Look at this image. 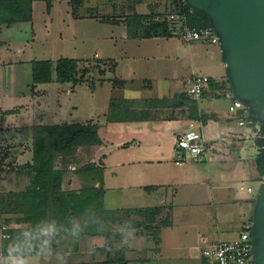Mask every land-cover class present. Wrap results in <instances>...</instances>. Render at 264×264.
Returning a JSON list of instances; mask_svg holds the SVG:
<instances>
[{"label": "crops", "instance_id": "1", "mask_svg": "<svg viewBox=\"0 0 264 264\" xmlns=\"http://www.w3.org/2000/svg\"><path fill=\"white\" fill-rule=\"evenodd\" d=\"M58 2L73 19L90 17L97 22L108 23L110 31L103 38L110 41L107 44L109 54L102 56L96 52L95 57L114 65L118 80H133L137 73H142L144 64L131 63L136 49L143 48L145 54L150 52L157 56L165 48L166 56H180L175 43L178 41L176 34L141 38L128 34L124 22L126 15L133 11L149 13L151 7H155V0H128L123 7L126 8L124 17L111 15L116 22L93 17L85 5L81 8L86 9L87 14L74 15L68 0H55L51 10H46L49 18H52ZM95 6L97 8V2ZM34 9L33 4V20ZM94 15H97V10ZM15 24L0 25V193L22 191L30 184L28 169L23 165L33 160L35 126L96 123L102 144L94 149L91 160L104 169L105 206L110 210H122L117 213L119 217L125 212L132 213V219L120 230L123 236L111 239L114 240L113 248L125 249L127 264H216L204 256L202 239H235L244 220L251 216L240 219L249 208L252 211L255 200L251 197L253 183L260 184L264 177V165L260 167L258 163L260 146L257 130L260 126L241 125L239 113L246 116L249 113L230 111L235 97L229 82L226 88L231 90L229 93L218 96L205 94L198 100L200 119L161 115L108 119L114 92L108 96L102 112L92 111L86 116H78L80 105L72 95L83 90L89 92V89L92 93L98 92L100 83L92 86L84 81L34 83L33 61L36 59L32 56L22 58L27 51L22 47H19L23 51L20 55L11 53L19 42L10 37ZM33 34H36L35 30ZM29 36L26 41H29ZM195 42L194 55L198 65L208 66V71L202 74L219 82L227 81L226 64L218 59L221 48L216 49L217 44L206 41ZM121 57L127 60L124 70L120 64L124 58ZM193 72H196L194 67L183 77L182 85L177 86L174 93L186 91L185 80ZM153 78L157 79V76ZM84 84L89 87H83ZM143 85L145 83L140 87ZM111 86L114 89L115 84L112 82ZM199 127L207 139V155L177 163L176 159L182 152L176 149L177 137ZM72 169L66 173L63 187L78 190L75 183L80 172ZM89 179L86 185L98 184L91 176ZM152 208L160 209L153 222L136 212V209ZM17 217L18 214L14 213L4 215L10 229H26L29 224L18 222ZM67 236L71 239L67 240ZM26 237L0 238V264H84V256L93 257L87 263L95 264L94 260L106 258L105 255L99 258L104 251L101 247L95 250L98 245L93 242L100 239L96 235L75 237L64 234L55 238L48 229L38 242L31 245Z\"/></svg>", "mask_w": 264, "mask_h": 264}, {"label": "trees", "instance_id": "2", "mask_svg": "<svg viewBox=\"0 0 264 264\" xmlns=\"http://www.w3.org/2000/svg\"><path fill=\"white\" fill-rule=\"evenodd\" d=\"M35 1L37 0H0V25H11L19 21H32ZM43 1L47 3V10L50 11L55 0ZM68 1L72 5L74 15H77L78 7L85 5L90 14L97 17V15H94L91 6V2L94 0ZM95 1L97 2V8L99 7L98 3H103L112 4L116 9L119 0ZM173 2L174 9L172 10L185 13L189 23L211 25L208 15L192 9L185 0H173ZM151 8L149 13L133 11L126 15L124 22L130 37L174 35L166 22L149 20L150 16L156 13L155 7L152 6ZM102 21L116 22L110 15H105ZM80 63L79 59L70 57H61L57 61L36 59L33 61V81L34 83L51 81L62 83L81 82L85 74L91 72L92 69L85 68L81 70ZM227 82L230 86L229 79L224 82L212 79L213 87L219 89L227 88ZM163 109L167 112L146 113L135 115V117H159L161 115L172 118L178 116L202 118L198 100L192 98L186 91L177 92L169 97L163 103ZM111 113L112 106L108 119L123 118L113 116ZM239 115L242 114L239 113ZM253 124L257 123L254 122ZM257 133V143L260 146L258 163L261 167L264 165V125L259 127ZM101 144L102 139L96 123L40 124L35 126L33 160L23 165L28 169L30 184L22 191L7 194L0 193V215L4 217L5 214H18L17 221L28 223L29 226L26 229H9L10 237L6 239L12 240L15 236L22 237L26 235L27 242L31 245L38 242L41 235H45L48 229L55 238L64 234L75 237L96 235L105 237L107 240L122 237L123 233L121 231L112 228L113 224L121 222V217L117 213H121L122 210H110L105 206L103 167L96 166L92 161L82 164L81 167H76L78 172L90 174L94 181H98V184L85 185L78 190L63 187L64 177L70 167L80 162L78 149L92 148L93 156L94 149ZM159 210V208L136 209V212L145 216L146 220L153 222ZM140 224L138 222V225ZM100 249L106 252V258L96 262V264L128 263L125 249L111 251L105 246Z\"/></svg>", "mask_w": 264, "mask_h": 264}, {"label": "rangeland", "instance_id": "3", "mask_svg": "<svg viewBox=\"0 0 264 264\" xmlns=\"http://www.w3.org/2000/svg\"><path fill=\"white\" fill-rule=\"evenodd\" d=\"M155 1L156 11L174 9L173 0ZM127 2L128 0H119L118 8L117 10H114L112 4H102L99 5L98 8H95L96 1H92V11L96 12L97 10V16L100 20H102L105 15L124 17V9L126 8L123 7L125 6L124 3ZM59 3L60 2L56 3L54 6L53 14L51 15L52 18L47 16V3L45 1L38 0L34 3V20L29 22L20 21L13 25V34H11L10 37L19 42L15 44L11 53L20 55L23 51L19 50V47H22L24 51L27 50L26 53L24 52L25 54L22 58L32 56L34 59L55 60L61 56H83L82 58H79L81 61V70H84L85 68H91L92 70L91 72L85 74L82 81L87 82L91 86L96 83L100 84H98V92L92 93V90L88 88L89 92H87V90H83L78 94L72 95L73 100L78 102L80 105V113L78 116H86L92 111H97L99 113L102 112L105 105H107L108 96L111 93L113 94V92L114 97L111 101L112 105H110L112 106L111 114L113 116L127 117L146 113L158 114L167 112L163 109V103L175 94L174 92L177 86L182 85L181 82L184 80L183 77L189 74L193 67L199 74L206 73L208 71V66L203 67V65H201L200 67L198 65L197 58L194 55L196 49L193 44L197 42L194 41V43L192 42L189 45L185 41L183 42L180 35L176 34L174 36L178 38V41L175 43L179 49L180 55L178 58L175 56H166L167 53H165V48V51H162V53L157 56L150 54V52L145 54L143 48L136 49V56H132L131 63H140V65L144 64L142 73H137L133 80H118L117 75L114 74V66L106 60L95 57L96 52L100 53L102 56L109 54V46L107 44H109L110 41H106L103 38L104 35L109 34L108 32L110 30L108 28V23H102L101 21L97 22L95 19L90 17L73 19L71 14L68 15L66 10H64L63 6ZM78 8L77 14H87L86 9L81 8V6ZM22 27L24 29H22ZM33 30H35L36 34H33ZM29 34V41H26L25 39ZM17 45L19 46L17 47ZM217 45L218 47H216V49H219L220 45ZM142 52L145 55H142ZM123 58L124 57H121L120 59ZM220 58L221 56L219 57L218 55L219 61L222 60V58ZM126 62L127 60L125 58L120 61L123 70L125 69L124 63ZM153 76H157V79H154ZM107 80L111 82L109 83ZM112 82H115L114 89H112L111 86ZM143 83H145V85L140 87ZM85 86L89 87L84 84L83 87ZM230 91L231 90L228 89V92ZM169 112L171 111L169 110ZM92 152V148H79L78 157L80 162L72 165L71 167L74 169L71 171L78 172L76 167H81L82 164L91 162ZM78 177L79 178L75 183V186L81 189L87 182H89L90 174L80 172ZM84 179L86 181H84ZM258 184V182L253 183V191H251L252 199L255 197ZM66 187H68V185H66ZM246 190H248L247 186ZM250 215L251 212L249 208L246 214L240 217V219L244 220L245 217ZM120 217L122 219L121 223L112 225V228L118 231H120L124 226H127L129 219H132V213L130 214L125 212ZM3 219L5 220L4 217ZM241 229L242 227L239 229L238 233L241 232ZM99 237L100 239L98 242H93L96 243L95 245H98L95 246V250H97V248L99 250V247L102 246L107 247V249L111 251L116 250L113 248L114 240H107L105 237ZM66 238L67 240L71 239L69 236ZM102 255L106 256V253L102 251L101 254H99V258ZM92 259L93 257L91 256H84L83 263L89 264ZM99 261L94 260L95 264Z\"/></svg>", "mask_w": 264, "mask_h": 264}, {"label": "water", "instance_id": "4", "mask_svg": "<svg viewBox=\"0 0 264 264\" xmlns=\"http://www.w3.org/2000/svg\"><path fill=\"white\" fill-rule=\"evenodd\" d=\"M208 15L219 36L221 58L233 96L244 103L249 116L264 125V0H185ZM252 254L264 264V177L253 203Z\"/></svg>", "mask_w": 264, "mask_h": 264}, {"label": "built area", "instance_id": "5", "mask_svg": "<svg viewBox=\"0 0 264 264\" xmlns=\"http://www.w3.org/2000/svg\"><path fill=\"white\" fill-rule=\"evenodd\" d=\"M150 21L166 22L171 31L181 36L187 43L194 41H206L219 44V36L210 25L191 24L185 13L175 10H162L152 14ZM212 77L209 75L191 73L185 80L186 91L193 98L200 100L205 94L218 96L229 93L226 88H215L212 85ZM230 111L238 113L244 111L248 113L243 102L234 98L230 106ZM240 115L241 125H253L254 121L249 115ZM206 137L202 132V127L186 131L179 135L176 140V149L182 151L176 159L177 163H185L190 159H198L207 155ZM252 190L251 187H249ZM252 217L244 220L241 232L235 239L231 240H208L203 238L202 252L204 256L212 259L216 264H257L252 254ZM10 225L0 215V238L10 237Z\"/></svg>", "mask_w": 264, "mask_h": 264}]
</instances>
